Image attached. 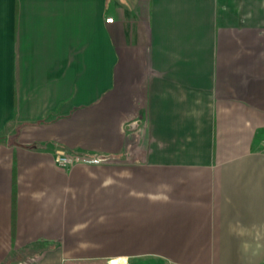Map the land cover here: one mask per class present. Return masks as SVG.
Here are the masks:
<instances>
[{"label":"crops","instance_id":"crops-1","mask_svg":"<svg viewBox=\"0 0 264 264\" xmlns=\"http://www.w3.org/2000/svg\"><path fill=\"white\" fill-rule=\"evenodd\" d=\"M117 260L264 264V0H0V264Z\"/></svg>","mask_w":264,"mask_h":264},{"label":"built area","instance_id":"built-area-1","mask_svg":"<svg viewBox=\"0 0 264 264\" xmlns=\"http://www.w3.org/2000/svg\"><path fill=\"white\" fill-rule=\"evenodd\" d=\"M109 23L113 22L112 18H108L107 20ZM103 160H99V162H102ZM56 162L57 165L62 169H69L73 165H75L76 160L72 155L66 154L64 152H58L56 156Z\"/></svg>","mask_w":264,"mask_h":264},{"label":"bare ground","instance_id":"bare-ground-1","mask_svg":"<svg viewBox=\"0 0 264 264\" xmlns=\"http://www.w3.org/2000/svg\"><path fill=\"white\" fill-rule=\"evenodd\" d=\"M122 263H123L122 260H117V261L114 262V264H122Z\"/></svg>","mask_w":264,"mask_h":264},{"label":"rangeland","instance_id":"rangeland-1","mask_svg":"<svg viewBox=\"0 0 264 264\" xmlns=\"http://www.w3.org/2000/svg\"><path fill=\"white\" fill-rule=\"evenodd\" d=\"M123 261V260H122ZM123 264V263H122Z\"/></svg>","mask_w":264,"mask_h":264}]
</instances>
